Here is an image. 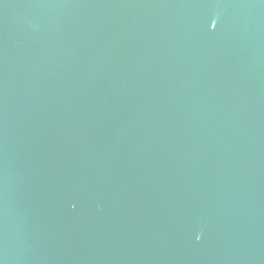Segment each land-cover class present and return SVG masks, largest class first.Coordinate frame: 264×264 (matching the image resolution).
I'll return each mask as SVG.
<instances>
[{
    "label": "water",
    "instance_id": "obj_1",
    "mask_svg": "<svg viewBox=\"0 0 264 264\" xmlns=\"http://www.w3.org/2000/svg\"><path fill=\"white\" fill-rule=\"evenodd\" d=\"M0 264H264V0H0Z\"/></svg>",
    "mask_w": 264,
    "mask_h": 264
},
{
    "label": "snow or ice",
    "instance_id": "obj_2",
    "mask_svg": "<svg viewBox=\"0 0 264 264\" xmlns=\"http://www.w3.org/2000/svg\"><path fill=\"white\" fill-rule=\"evenodd\" d=\"M213 27H215V25H213Z\"/></svg>",
    "mask_w": 264,
    "mask_h": 264
}]
</instances>
